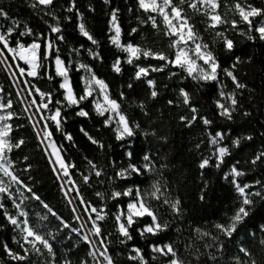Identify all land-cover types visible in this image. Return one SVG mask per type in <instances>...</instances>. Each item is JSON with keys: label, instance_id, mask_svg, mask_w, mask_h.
I'll use <instances>...</instances> for the list:
<instances>
[{"label": "trees", "instance_id": "obj_1", "mask_svg": "<svg viewBox=\"0 0 264 264\" xmlns=\"http://www.w3.org/2000/svg\"><path fill=\"white\" fill-rule=\"evenodd\" d=\"M33 2L34 0H0V8L7 13V18L0 17V33L6 32L7 28L16 22L19 27L14 37L26 45L39 37L37 42L42 43L43 51L44 41L53 42L54 51L49 59L43 61L40 69L43 77L34 79L26 74L20 76L17 65L25 67L23 62L13 60L12 54L2 49V46L0 50L4 51V58L12 72L16 73L15 78L41 129L45 123L40 120L41 115L47 118L52 115L54 108L61 107L55 104V101L59 100L63 104L62 116L65 119L62 122V131H57L55 123L51 120L46 122L53 133L51 140L58 147L61 157L66 163L74 165L68 169L69 176L63 178L64 181H72L66 185L68 189H75L70 194L89 233L91 221L88 217L92 215L94 219L95 214L91 213L88 205L97 209L104 208L107 212L105 220L99 222L103 236H92L93 241H96V248L100 247L99 240L107 237L105 243L109 249L108 254L112 256L115 264H140L138 259H129L135 255L133 248L142 250L148 264L166 263L171 256L165 257L151 251L152 246L162 247L165 244H171L177 252V257L185 264H238L237 257L245 262L254 260L256 264H264V243H261L264 241V200L252 197L255 201L251 206L252 211L244 222L238 225L237 231L231 237L215 228L216 224L227 226L231 222L230 218L235 214L242 199L232 182V177L226 176L231 168L236 167L244 173L236 177V181L242 186L250 185L251 192H264V163H251L257 154L264 152V135H261L264 133V40L260 39V34L256 31L261 18H254L255 27L250 29L248 24L241 21L235 9L236 3L243 7L251 5L264 9V0H219L221 7L217 11L229 23L215 29L208 27L209 21L203 14L204 9L197 12L186 4L182 5L185 15L189 17V23L193 25L200 40L208 45V50L213 52L220 66L218 80L208 83L193 80L179 67H173L171 64L165 66V61L141 56L132 64L126 62L127 53L109 40L112 35L110 19L113 10H118L122 44L131 43L143 49L163 52L169 59H174L176 53V49L169 46L174 37L165 35L164 25L159 23V17V28H153L150 21L141 23L142 20H147L149 14L138 8L137 0H109L107 4L104 0H75L76 8L71 12L67 11V8L72 0H54L52 11L59 18L62 29L58 34L51 33L49 28V25H55L57 21L52 16L43 14L48 9H33L30 6ZM130 8L132 11H129ZM232 20L237 21L236 28L232 27ZM80 23L85 24L86 30L97 40V44H92L80 33ZM25 25L36 35L18 37L19 32L25 31ZM133 28L137 29L135 33H132ZM217 32L223 35L217 36ZM59 35L64 39H57ZM225 39L233 41L231 51L225 48ZM10 46H16L14 41ZM55 57H59L67 67L69 83L77 98L85 93L83 71L77 66V61L83 62L98 79L103 80L108 85L110 97L121 105L120 111L129 118L132 125H140L135 129L136 135L117 140L114 125L111 123V126H105L107 116L97 114L93 95L81 101L79 106H67L64 100L65 91L60 87L62 77L57 75L53 61ZM237 57H240V63H236ZM117 58L121 61L119 73L113 68ZM161 66L164 67L163 71H150L147 77L135 79L138 67ZM225 69L232 71L237 80L246 87L237 89ZM148 80L154 81L155 89L149 86ZM220 81L227 93L236 94L237 110L231 120L219 114L220 109L216 104L220 96ZM26 82L36 85L45 93H51L53 103L49 104L47 110L36 111L40 98L35 92L33 96H28L31 89ZM0 89V102L11 99L13 109L9 111H14L19 117L8 121L14 126L11 138L13 142L24 140L20 148H13L9 153V158L13 161L12 171L24 185L30 186L32 191L40 196L51 212L56 213V216H53L40 201L30 198L31 193L19 187V193H23L22 207L28 213L29 224L34 229L39 225L38 230L53 245L55 259L49 256L47 250H43V256L30 251L27 260L13 261L5 253L3 245L7 244L12 251L24 254L20 247L23 243L22 234L20 229L11 225L4 216V211L17 215L12 200L6 196L0 200L5 206L0 209V264H97V257L90 255L93 252L90 243L83 239L85 232L77 219L74 206L69 203L70 199L61 187L62 183L53 170L36 129L25 112V107L1 60ZM181 89L190 93V105L183 104ZM152 90L159 93L155 99L151 97ZM33 98L37 100V105L30 104ZM170 100L173 101L171 105L168 103ZM191 107L197 109V120L188 126V121H182L181 117L190 119L193 115ZM81 109L88 115H77ZM245 112L249 115L245 116ZM204 119L211 123L205 125ZM84 132L104 147L93 144ZM145 132L155 134L145 136ZM217 132L224 137L219 143L230 152L224 157V163L219 168L215 167L216 157L212 154L211 143ZM65 134H70L72 140L65 139ZM249 135L253 137L252 140L243 139ZM236 139H241L239 147L233 144ZM47 146L52 151L48 143ZM129 152L133 153L131 159L127 155ZM146 154L155 164L154 171H146L139 176L133 173L128 179L116 176V173L126 168L129 163L137 166L144 164L143 156ZM209 157L210 166L200 169L199 164ZM89 160L102 171L101 177L94 175L88 164ZM84 176H89L87 183L84 182ZM157 181L161 185L159 200L150 195L151 186ZM129 188L133 189V195H122L117 199L111 197L113 191L123 192ZM137 188L149 193L145 199L156 211L160 222L168 223V228L155 236L145 234L142 237L138 229L151 223V218L145 216L138 219L129 230L133 239L121 243L124 238L117 232L115 216L121 211L127 212V205L133 202ZM97 193H103V198ZM201 195L204 196L203 200ZM81 198L86 203L82 204ZM165 199L180 200L179 214L163 203ZM43 216H47V219L42 220ZM61 221L69 227L65 228ZM197 229L200 231L197 232ZM204 232L210 235L204 236ZM38 247L42 248L41 245ZM241 247L251 252V258L240 253ZM25 248H30V245H25ZM211 255L216 256V260L210 259Z\"/></svg>", "mask_w": 264, "mask_h": 264}, {"label": "snow or ice", "instance_id": "obj_2", "mask_svg": "<svg viewBox=\"0 0 264 264\" xmlns=\"http://www.w3.org/2000/svg\"><path fill=\"white\" fill-rule=\"evenodd\" d=\"M104 2L107 4L109 3V0H104ZM138 8L142 10L144 13L149 14L147 16V20H142L141 23L151 22V25L153 28H159V23H162L164 25L165 29V35H168L169 37H176L175 40H172L170 42V47L177 48L178 50L175 53L174 59H169L167 55H165L163 52H154L151 49H143L141 47L134 46L131 43H128L127 45L121 44V27L118 23V16L117 12L118 10H113L111 14L110 19V32H113L114 35L109 36L110 42L116 46L117 48H121L122 51L126 52L128 54L127 63L132 64L134 60H139L141 56L144 58H152L160 61H165V66L167 64H171L173 67H179L187 72V75L191 77L193 80L198 82H213L218 80V69L219 64L217 62V59L212 51L208 50V45L206 43H201L199 41V36L197 32L194 30L193 25L189 23V17L185 15L184 9L182 5H187L189 8L200 12L202 9L205 11L203 12L204 15L207 16L209 24L208 27L215 29L218 26L222 24H227L229 21L223 17L217 9L221 7V4L219 0H137ZM33 9H40L43 11L44 9H48V11H44L43 14L45 16H52L54 20L57 21L55 25H49L50 31L53 34L61 33L62 29L59 24V18L55 15L54 11L52 9L54 8V0H34L33 3L30 5ZM76 8V2L75 0H72V3L70 7L67 8V11L71 12L73 9ZM235 9L237 10L239 17L241 21L249 25V28L255 27L254 25V18L260 17L261 20L259 21L260 26L256 28V31L260 34V39L264 40V9L258 8V7H252L251 5H247V7H242L240 3L235 4ZM129 11H132L130 8ZM77 15L79 16L80 13L77 11ZM0 17L7 18V13L4 12L2 8H0ZM157 17L160 18V22L158 23ZM231 25L233 28H236L238 26L237 21L232 20ZM19 27V24L16 22H13L12 27H8L6 32L0 33V46H2V49H6L8 53L12 54V59L16 60L17 58L23 62L24 65H27V68L21 67L20 65H17L18 71L20 76H24L25 74L28 77L32 78H42L43 73L40 71V69L43 66V61L48 59V56L54 51L53 42L51 40H46L43 43V51L42 49V43L37 42L39 37H37V40H33L30 44H25L20 41V39L14 37V33L16 32V29ZM80 33L85 36L89 41L92 42V44H97V40L89 33L88 30H86L85 24L80 23L78 25ZM137 31L136 28L132 29V33H135ZM131 34V33H130ZM18 37H24L26 35L28 36H35L36 34L32 32L30 28L25 25V31H21L18 34ZM217 36H222L223 34L221 32L216 33ZM59 40H63L64 37L62 35H59L56 37ZM15 43V47L10 46V43ZM192 43L194 46L189 48L187 47L189 43ZM225 48L228 51H231L233 49V41L231 39H225L224 41ZM181 45H184V47H181ZM191 53V55H190ZM4 51L0 50V57H4ZM6 59V58H5ZM197 61H202L204 66H201L197 63ZM240 57L236 58V63H240ZM56 64V73L57 75L63 77V83L60 85L61 88L65 89L66 95L64 97V100L67 102V106H79V103L83 101L84 99H87L88 97H91L93 95V84L98 87L99 89V95L102 97L101 102L99 99L94 101L95 110L98 115L107 117L104 121L105 126H111V123L115 122L117 124V127L115 128L116 132V138L117 140H124L126 137H133L136 135L135 129H138L140 127L139 124L132 125L129 118L123 114L120 111L121 105L115 100L110 98L108 94V85L93 74L91 78L87 81L85 93L82 96H77L73 93L72 87L69 83V77H68V69L64 66V63L59 59V57L55 60ZM121 61L119 58L115 61L113 68L114 71L119 73L121 71L120 67ZM82 68H85V65H81ZM235 67V64L233 65ZM164 67H138V71L136 72L135 79H142L144 77H147L149 75V72H157V71H163ZM88 71H91L88 69ZM227 74V76L231 77L233 83L235 84V87L237 89H243L246 86L242 83H240L236 76L233 75L232 71H229L227 69L224 70ZM16 73H13V76H15ZM172 75H175V73H172ZM51 79V77H49ZM19 83V82H18ZM28 84V87L31 89L28 92V96H33V92L38 94L40 98V103L36 107V111L40 112L41 109L47 110L49 108V104L53 103L52 95L51 93H45L41 91L39 87H37L34 84H31L30 82H26ZM148 84L150 87L155 89L154 81L148 80ZM132 85L130 84L129 87ZM2 91V89H0ZM17 95H20V93H17ZM159 95L158 91L152 90L151 91V97L155 99ZM180 96L183 97V104L184 105H190V93L185 91L184 89L180 90ZM121 97H123V93H121ZM221 99L226 98L228 101H230V105H227L225 103H222L220 100L216 101L218 109H220V115L231 120L233 118V113L237 110V98L235 93H228L225 94L223 91L220 92ZM2 99V97H0ZM45 100L47 102H45ZM21 103H24V101H21ZM168 103L171 105L173 101H168ZM31 105H37V100L33 98L30 101ZM55 104L61 105V107L54 108V111L52 112V115L48 116L47 118L41 115L40 120L45 121L43 124L42 129L39 127L38 124H33V127L37 129V135L41 139V143H43L45 140L49 141V146H51V136L53 135L52 131L49 130L47 120H51L56 125L57 131H62V122L65 119L62 116V107L63 104L61 101L57 100L55 101ZM143 108V105H141ZM9 109H13V101L11 99H8L6 102H0V171L3 172V174L7 177H10V180L12 183L16 185H20L22 188H24L28 193H31V199L40 201L41 204H43V207L48 209L49 212H51V209L48 208V205L44 203L40 196L35 194L32 191V188L30 186L24 185L23 182L20 180V178L9 169L13 165V161L9 158V153L13 151V148H20L24 144L23 139L16 140L13 142V139L11 138V133L14 130L13 124L8 123V121L13 120L14 118L18 119L19 117L14 111H9ZM29 109L25 108V112H28ZM191 112L193 113L192 117L189 119L188 117H181V120H187L188 126H191L193 122L197 120V116L195 113L197 112V109L195 107H191ZM77 115L79 116H87L88 113L85 112L83 109H81ZM245 116L249 115L248 112L244 113ZM30 120L33 119V117H29ZM203 123L205 125H208L211 123L208 119H204ZM22 126V125H21ZM17 126V127H21ZM81 131H84L81 129ZM85 136H88L87 132H84ZM154 135L155 133H149L145 132L144 135ZM261 135H264V133H261ZM89 140L93 144H98L101 148L104 147V145L99 144V141L92 138L91 136H88ZM65 139L71 141L72 136L70 134H65ZM224 139L223 135L219 132L215 134L214 137L211 139V143L213 145H217L219 141H222ZM243 139L246 140H252V136H246ZM233 144L236 147H239L241 144V139H236L233 141ZM199 147V145H197ZM54 152H56V163L58 164V169L54 168V171H59L58 178L60 176L68 177L69 171L68 169L71 167H74V165L66 163L64 158L59 155L58 150L54 149ZM229 149L227 147H218L216 150V164L215 167L219 168L221 164L224 163V157L229 155ZM129 159L132 158L133 153L129 152L127 153ZM264 152H261L255 156L254 159L251 160L252 164H256L258 161L261 163H264ZM27 159V158H25ZM210 159L205 158L202 160V162L199 164L200 169H205L210 166ZM144 164L137 166L134 163H129L126 168H122L116 173V176L120 179H128L131 174H136L137 176L142 175L144 172H151L155 170V164L151 160L149 155L143 156ZM88 164L91 167V170L94 171V175L99 178L103 174L101 170L97 168V165L94 164L91 160L88 161ZM230 175L234 177L233 184L238 191L241 199L240 206L236 210L235 214L230 218V223L225 226L223 224H216L215 228L220 230L224 235L231 237L234 232L237 231L238 225L242 224L244 220L249 216L250 212L252 211V205L255 203V201L252 199V197H259L261 200H264V192L262 191H254L249 192L246 191L250 187V185L244 184L243 186L236 181V177H240L244 175V173L240 170H238L236 167H233L231 170ZM89 180V176H84V182L87 183ZM66 184L72 183L71 180L65 181ZM259 183V181H257ZM63 188L64 185H61ZM152 190L150 192V195L154 198L159 200L161 195V185L160 183L154 182L151 186ZM75 190L74 188H69L65 195L68 194V192H71ZM0 194H3V196H0V200H3L6 196L8 199H12L13 206L15 209H17V215H11L9 212L4 211V216L8 220V222L15 226V228L21 230L23 243L20 244V247L23 249L24 254H20L19 252L12 251L7 244L3 245V249L7 256L13 260V261H25L28 259L29 252H34L38 256H43L44 251L47 250V253L49 256L54 260L55 254L53 252V245L49 242V240L45 237L44 234H42L37 226V229H34L30 226L29 220L27 219L28 213L21 209V205L23 204V199L19 203L16 202L15 199L12 198V193L8 187V185H5L2 181H0ZM149 193H145L143 190L137 188L135 191V196L133 199V202H130L127 205V212L121 211L119 214L115 216V220L117 223V232L119 233L120 237H123L120 242L125 243L126 241L132 240L133 236L132 233L129 231L132 226L137 222L138 219L143 218L145 216L151 218V223L145 225L142 229H138L140 232V235L143 237L145 234H151L153 236L159 234L160 232L166 231L168 228L167 222H160L158 215L156 211L153 209L152 205L147 202L145 199V196ZM21 196H23V193H20ZM77 195L79 196L80 193L77 191ZM98 196L103 198V193H97ZM131 196L133 195V189L129 188L123 192L120 191H113L111 193V197L113 199H117L121 196ZM27 198V197H25ZM201 200L204 199V196L201 195ZM71 203V200L69 201ZM81 203H86L81 198ZM163 203L168 204L173 212H176L179 214L181 211L180 209V200L176 199L174 201L165 199ZM5 206L3 203H0V209H3ZM88 208L91 209V213L95 214V218L93 219L92 215H89V220L91 221V229L90 234L91 236L95 237H102V229L99 222H102L105 220L107 216V212L104 208L97 209L95 207H92L90 204L88 205ZM88 209L86 208L85 211ZM75 211V209H74ZM53 216H56V213L51 212ZM18 217H24V219L21 221L18 219ZM42 220H46L47 216L41 217ZM79 219V216L77 217ZM63 223V221H61ZM63 226L65 228L69 227L68 224L63 223ZM200 230L197 229V232ZM111 235V234H109ZM204 236L210 235V233L204 232ZM83 239L86 242H89L90 244L95 245L96 241L90 240L89 235H85ZM107 237H103L99 240L100 247L96 248L95 251L91 252L90 255H92L94 258L97 256V253H99V256L102 257V261L106 262V264H115L112 256H110L109 249L107 247V244L105 243ZM215 239V237L213 238ZM19 243V241H17ZM261 243H264L262 241ZM25 245H30V248H25ZM38 245H41V247H38ZM211 247V245H208ZM102 249V250H101ZM151 251L154 253H159L162 256L168 257L171 256L172 259L168 261V264H185L184 261L180 260L177 257V252L175 251L174 247L171 244H165L162 247L161 246H152ZM240 253H243L245 257L251 258V252L244 247H241L239 249ZM132 252L135 253V255L130 256L129 259L131 260H139L140 264H148V262L145 260L142 250L138 248H133ZM212 260H216V256L211 255L209 257ZM155 259V257H153ZM238 261V264H256L254 260H250L249 262L242 261L240 257L236 258ZM101 260H97V264H102Z\"/></svg>", "mask_w": 264, "mask_h": 264}, {"label": "rangeland", "instance_id": "obj_3", "mask_svg": "<svg viewBox=\"0 0 264 264\" xmlns=\"http://www.w3.org/2000/svg\"><path fill=\"white\" fill-rule=\"evenodd\" d=\"M243 7V6H242ZM259 26H260V24H259ZM258 26V27H259ZM112 35H114V33L112 32ZM176 39V37H174V40ZM198 42H201V43H203L200 39H199V41ZM122 44V43H121ZM122 45H127V44H122ZM194 45L190 42L189 43V45L187 46V47H189V48H191V47H193ZM181 47H184V45H181ZM176 49V51L178 50L177 48H175ZM190 55H191V53H190ZM127 56H128V54H127ZM56 58L57 57H55L54 58V65H55V69H56V64H55V60H56ZM18 59V58H17ZM60 59V58H59ZM19 60V59H18ZM61 60V59H60ZM22 62V61H21ZM197 63L198 64H200L201 66H204V67H206L205 65H203V62L202 61H197ZM81 65H85L83 62H81V61H77V66L83 71V75H82V78H83V82H84V85H85V88H86V84H87V81L91 78V76L93 75V72H92V70L88 67V66H86L85 68H82L81 67ZM25 68H27V65H25ZM88 69H90L91 71H88ZM97 78V77H96ZM64 81H63V77H62V82H61V84L63 83ZM93 89H94V91H93V96H94V101L95 100H100L101 102H103L102 101V97L99 95V89H98V87L97 86H95L94 84H93ZM219 87H220V92L221 91H223L225 94H228L227 93V91L225 90V88H224V86H223V84H222V82L220 81L219 82ZM64 91H65V89H64ZM108 94H109V92H108ZM65 95H66V91H65ZM110 96V95H109ZM111 98V97H110ZM218 100H220L222 103H225V104H227V105H230V101H228L226 98H224V99H221V97L219 96V99ZM108 114H106V116H107ZM113 125H114V127L116 128L117 127V124L115 123V122H113L112 123ZM214 137V136H213ZM51 149H52V151H50L51 152V155H52V157H53V159L55 160V158H56V152H54V149H56V150H58V152H59V149H58V147L55 145V143L51 140ZM220 142V141H219ZM218 142V144L217 145H213L212 144V147H213V149H212V154L216 157V150H217V148L218 147H225V146H222L220 143ZM48 144H49V141L47 142ZM59 155H60V152H59ZM61 156V155H60ZM58 165V164H57ZM10 171H12V167L9 169ZM231 170H232V168L226 173V176H231L232 177V180L234 179V177L232 176V175H230V173H231ZM13 172V171H12ZM236 179V178H235ZM0 181H2L5 185H8V187H9V189H10V191H11V193H12V198L13 199H15L16 200V202L17 203H19L20 201H21V195H20V193H19V187H20V185H16V184H14V183H12L11 182V180H10V177H7V176H5L4 174H3V172L2 171H0ZM246 191H249V192H251L250 191V189L248 188V189H246ZM253 192V191H252ZM1 195H3V194H0V196ZM12 200V199H11ZM21 209L22 210H24L23 209V207H22V205H21ZM16 211H17V209H16ZM18 219L19 220H23L24 219V217H18ZM21 231V230H20ZM86 234L84 233V235H83V237L85 236ZM172 259V258H171ZM163 264H168V262H166V263H163Z\"/></svg>", "mask_w": 264, "mask_h": 264}, {"label": "water", "instance_id": "obj_4", "mask_svg": "<svg viewBox=\"0 0 264 264\" xmlns=\"http://www.w3.org/2000/svg\"><path fill=\"white\" fill-rule=\"evenodd\" d=\"M50 57H51V54L48 56V59ZM0 60L2 61L4 67L6 68V70H7L8 74H9V76H10V78H11V80H12V82H13L16 90H17V92L20 93L19 97H20L21 101H24V103H23L24 107L29 109V111L27 113H28L29 117L30 116L33 117V119L31 120L32 124H34V123L37 124V121H36V119H35L32 111H31V109L29 107V104H28L26 98L24 97L23 92H22V90H21V88H20V86H19V84H18L15 76H13V72H12L11 68L9 67L7 61L5 60L4 57H0ZM36 132H37V129H36ZM40 141H41V139H40ZM42 145L44 147V150H45V152H46L49 160L51 161V164H52L53 168H57L58 169L57 164L54 162V160H53V158H52V156H51V154H50V152L48 150L46 140L42 143ZM55 172L57 173V175H59V171H55ZM59 179H60L62 185H64L63 188H64V190L66 192L68 190V187H67V185H66V183L64 181L63 176H60ZM67 196L71 200L72 205L74 206V209H75V212L77 214V217L79 216V219L78 220H79V222H80V224H81V226L83 228V231L85 232L86 235H89L90 236V240H93L91 234L89 233V231H88V229H87V227H86V225H85V223H84V221H83V219H82V217H81V215H80V213L78 211V209L75 206V203H74V201L72 199V196H71L70 192H68ZM90 245H91L93 251H95L96 250V246L93 245V244H90ZM96 257H97L98 260H101L102 261V258L99 256V253H97V256ZM102 264H103V261H102Z\"/></svg>", "mask_w": 264, "mask_h": 264}, {"label": "bare ground", "instance_id": "obj_5", "mask_svg": "<svg viewBox=\"0 0 264 264\" xmlns=\"http://www.w3.org/2000/svg\"><path fill=\"white\" fill-rule=\"evenodd\" d=\"M48 147V146H47ZM48 150H49V148H48ZM49 152H50V150H49ZM50 154H51V152H50ZM52 156V155H51ZM53 158V157H52ZM54 160V159H53ZM54 162H55V160H54Z\"/></svg>", "mask_w": 264, "mask_h": 264}]
</instances>
